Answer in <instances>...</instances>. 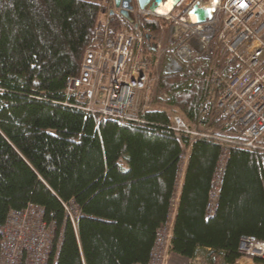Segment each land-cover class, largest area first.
Here are the masks:
<instances>
[{"label": "trees", "instance_id": "16d2710c", "mask_svg": "<svg viewBox=\"0 0 264 264\" xmlns=\"http://www.w3.org/2000/svg\"><path fill=\"white\" fill-rule=\"evenodd\" d=\"M102 1L0 0V227L11 210L35 203L55 223L50 264H144L172 219L169 259L204 251L205 264H236L241 236L264 239V152L230 148L208 215L218 144L193 143L177 199L189 140L166 127L170 114L154 110L136 125L69 106L67 78L79 75L85 51L98 44ZM124 20L109 16L111 36ZM136 26L153 39L168 24L137 16ZM187 73L164 75L156 100L166 94L172 111L193 122L199 89ZM69 203L79 209L74 223Z\"/></svg>", "mask_w": 264, "mask_h": 264}, {"label": "built area", "instance_id": "2783aa9c", "mask_svg": "<svg viewBox=\"0 0 264 264\" xmlns=\"http://www.w3.org/2000/svg\"><path fill=\"white\" fill-rule=\"evenodd\" d=\"M175 1L178 13L168 17L156 9L133 10L134 16L164 19L168 24L167 30L148 41L143 30L126 20L114 36L109 34L108 20H99L94 30L98 44L85 51L79 75L67 78L65 93L73 98L69 106L98 119L146 125L148 112L170 114L166 127L178 139L189 140L180 155L182 168L194 142L218 144L221 153L206 208L211 215L230 148L264 152V0ZM110 3L108 17L114 8L113 0ZM196 7L207 12L204 20ZM184 72H188L187 82L199 89L193 122L154 103L169 98L160 94L156 100L159 80ZM63 207L74 223L77 206ZM0 236V264H50L55 223L47 222L42 206L28 203L21 210H11ZM171 239L172 224H166L157 232L144 264H168ZM59 245L60 240L57 249ZM238 251L241 258L236 264H259L254 259L264 260V239L241 236ZM187 262L203 264L205 260L196 256Z\"/></svg>", "mask_w": 264, "mask_h": 264}, {"label": "water", "instance_id": "95a60500", "mask_svg": "<svg viewBox=\"0 0 264 264\" xmlns=\"http://www.w3.org/2000/svg\"><path fill=\"white\" fill-rule=\"evenodd\" d=\"M151 0H113L114 8L111 10L110 14L114 15L116 11L122 16L127 22L134 25L135 17L133 16V10L136 9H145ZM161 0H153V3L150 5L149 9L154 11L156 9L157 4H159ZM195 12L199 15L201 20L206 18L207 12L201 8L196 7ZM149 39V36H146Z\"/></svg>", "mask_w": 264, "mask_h": 264}, {"label": "rangeland", "instance_id": "374dc122", "mask_svg": "<svg viewBox=\"0 0 264 264\" xmlns=\"http://www.w3.org/2000/svg\"><path fill=\"white\" fill-rule=\"evenodd\" d=\"M133 2L135 3V0H133ZM153 3V0H151L150 1V4L146 7V8H149L150 7V5ZM110 0H103L102 2H101V5H102V15H100V20H109V17H108V10H110V8H109V6H110ZM163 6V5H162ZM159 8V7H158ZM171 11V10H170ZM169 11V12H170ZM116 13H118L117 11H116ZM178 13V11L176 10V9H174L173 8V10L171 11V13L169 14V15H176ZM118 15V14H117ZM166 17H168V15L166 16ZM135 18H137V16H135ZM123 25H124V23H123ZM155 103V105H156V107L157 108H160V109H166V110H168V111H172V109L174 110L175 108L173 107H171V106H169V105H167L166 103H164V102H159V101H156V102H154ZM176 201V200H175ZM175 201H174V205H175ZM174 207V206H173ZM171 214H173L172 212H171ZM171 218V217H170ZM171 222H172V219H170V224H171ZM203 254H205V252L204 251H199V253H198V256H201V257H203L204 255ZM175 261V258L174 257H170V259L168 260V264H173V262ZM174 264H188V262H187V260H176L175 262H174ZM203 264H205L204 262H203Z\"/></svg>", "mask_w": 264, "mask_h": 264}, {"label": "bare ground", "instance_id": "6f19581e", "mask_svg": "<svg viewBox=\"0 0 264 264\" xmlns=\"http://www.w3.org/2000/svg\"><path fill=\"white\" fill-rule=\"evenodd\" d=\"M175 4L176 1L175 0H164L161 1L158 5V7L156 8L157 13L162 14V15H169L171 13V11L173 10V8H175ZM163 5V6H162ZM173 7V8H171ZM171 10V11H170ZM170 11V12H169ZM119 14V13H118ZM134 16V14H133ZM122 17V16H121ZM135 17V16H134ZM123 18V17H122ZM124 19V18H123ZM191 20H195V17L191 14L190 16ZM129 23V22H128ZM130 24V23H129ZM132 25V24H131ZM134 26H136V18H135V24ZM167 78V77H166Z\"/></svg>", "mask_w": 264, "mask_h": 264}, {"label": "crops", "instance_id": "0c3cea01", "mask_svg": "<svg viewBox=\"0 0 264 264\" xmlns=\"http://www.w3.org/2000/svg\"><path fill=\"white\" fill-rule=\"evenodd\" d=\"M115 14H118V13H115ZM119 15V14H118ZM185 167H186V165L182 168V170H181V173H179L180 174V177H179V181H178V193H177V199H178V195H179V192H180V188H181V183H182V178H183V175H184V172H185Z\"/></svg>", "mask_w": 264, "mask_h": 264}, {"label": "flooded vegetation", "instance_id": "af4514ba", "mask_svg": "<svg viewBox=\"0 0 264 264\" xmlns=\"http://www.w3.org/2000/svg\"><path fill=\"white\" fill-rule=\"evenodd\" d=\"M171 8H173V7H171Z\"/></svg>", "mask_w": 264, "mask_h": 264}]
</instances>
